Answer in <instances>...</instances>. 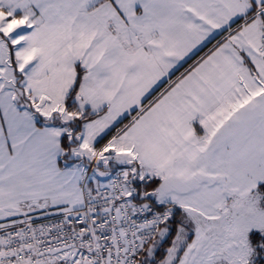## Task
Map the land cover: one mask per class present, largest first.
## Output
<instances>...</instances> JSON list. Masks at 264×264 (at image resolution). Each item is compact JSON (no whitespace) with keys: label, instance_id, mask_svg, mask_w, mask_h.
<instances>
[{"label":"snow or ice","instance_id":"obj_1","mask_svg":"<svg viewBox=\"0 0 264 264\" xmlns=\"http://www.w3.org/2000/svg\"><path fill=\"white\" fill-rule=\"evenodd\" d=\"M0 264H264V0H0Z\"/></svg>","mask_w":264,"mask_h":264}]
</instances>
